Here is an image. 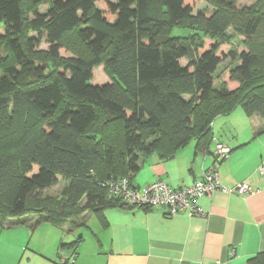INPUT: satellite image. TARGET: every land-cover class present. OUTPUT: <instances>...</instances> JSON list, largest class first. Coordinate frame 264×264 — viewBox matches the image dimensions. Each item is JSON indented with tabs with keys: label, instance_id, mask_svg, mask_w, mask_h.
Returning a JSON list of instances; mask_svg holds the SVG:
<instances>
[{
	"label": "trees",
	"instance_id": "16d2710c",
	"mask_svg": "<svg viewBox=\"0 0 264 264\" xmlns=\"http://www.w3.org/2000/svg\"><path fill=\"white\" fill-rule=\"evenodd\" d=\"M199 2L206 5L194 12ZM263 11L264 0H0L9 55H0V144L10 147L0 152V224L36 212V224L62 225L85 210L122 206L102 183L129 178L141 155L191 140L207 151L214 118L238 106L264 117ZM174 27L192 31L171 35ZM71 34L88 54L60 55ZM99 65L107 79L96 82ZM100 114L121 124V150L97 128ZM61 179L56 200L39 196ZM246 264H264V252Z\"/></svg>",
	"mask_w": 264,
	"mask_h": 264
},
{
	"label": "crops",
	"instance_id": "0c3cea01",
	"mask_svg": "<svg viewBox=\"0 0 264 264\" xmlns=\"http://www.w3.org/2000/svg\"><path fill=\"white\" fill-rule=\"evenodd\" d=\"M211 132L207 151L191 140L171 153L159 144L161 149L141 155L131 184L191 185L213 164L215 142H220L229 148L216 163L221 184L232 188L247 182L252 193L203 195L196 202L204 215L169 216L163 207L122 205L100 213L85 210L62 225L8 218L0 224V264H59L61 258L69 264H246L264 252V117L248 116L238 106L216 116ZM78 238L76 248L60 247Z\"/></svg>",
	"mask_w": 264,
	"mask_h": 264
},
{
	"label": "built area",
	"instance_id": "2783aa9c",
	"mask_svg": "<svg viewBox=\"0 0 264 264\" xmlns=\"http://www.w3.org/2000/svg\"><path fill=\"white\" fill-rule=\"evenodd\" d=\"M229 148L220 142H215L213 150V164L208 166L200 179L191 185L173 189L161 180L154 181L144 187H135L128 177L108 179L102 183L108 193L118 197L127 207H140L145 209L163 207L166 215L186 213L189 216L204 215L203 209L197 204V198L211 194L216 190L226 193L248 194L254 190L247 182L237 183L234 187H225L220 182L216 163L228 156ZM260 173L262 168H259ZM60 264H69L61 259ZM210 264H223L221 260Z\"/></svg>",
	"mask_w": 264,
	"mask_h": 264
},
{
	"label": "rangeland",
	"instance_id": "374dc122",
	"mask_svg": "<svg viewBox=\"0 0 264 264\" xmlns=\"http://www.w3.org/2000/svg\"><path fill=\"white\" fill-rule=\"evenodd\" d=\"M240 1H242L243 4H245L247 2H251V4L252 3L253 4H258V2H260L261 0H240ZM201 5L205 6L206 4L204 2H200L197 7H201ZM46 8H47V4L46 3L41 2L38 5V11H40V12H45ZM189 31H192V30H188L187 28L174 27L171 30V35H185V34L189 33ZM233 31L234 30H233L232 27H229L228 28V32L229 33L232 34V33H234ZM29 35L30 36H37V33L35 31H29ZM234 36L235 37L233 39V43H234L233 46L236 47L239 44V41L242 38L240 36H238L237 34H234ZM67 39H68L67 40V43L69 44L68 50L67 51H61V54H60L61 56H64V57L71 56L72 52L70 50L84 51V54H88V52H87L88 51V48H86L84 46V44H82L81 42H78L79 39L77 38V35L76 36H73V34H71ZM39 47L40 48H45L46 47V43L44 42V39H41L40 44H39ZM0 55H2V57H6V58L9 57L8 53L4 49V44H0ZM181 63L182 64H185L186 63V60L181 59ZM228 63H230V59L224 60L217 67V70L215 72V76L218 79L217 82H216V86L217 87H219L220 79L222 77L221 75L224 73L226 67L228 65H230ZM105 79H107V75H106V73L104 71L103 65H99V66L95 67L94 70H93V79L92 80L93 81H96V82H99V81H103ZM103 119H104V115L103 114H100L99 117H98V124L97 125H99L100 123H102V124L99 125V126H97V128H99L102 131L105 130L106 133H109L110 132L108 135L109 136L112 135V137H109V140L111 141L112 147H114V150L115 151H119V149L121 150L122 148H124L123 143H122V138L120 139V135H122V130H121L122 126H121V124L118 123V122H116V121H111L109 123H103ZM105 125H107V126L104 127ZM86 138L87 139H85V141H88L90 139V137H86ZM101 148H103V147H100L98 152H101ZM8 149H10V147H7V145H4L3 143L0 144V152L6 151ZM65 184H66V181H64V180L61 179L57 183H55L54 185H52L51 187H49V188L44 189L43 191H41V194H39V196L41 198L47 196V197H51V198H53V199L56 200L57 197L60 196L61 191H62V188L64 187ZM35 201L36 200H34L33 202H31V204H30L31 207H32V205L34 204ZM42 202H43V206H45V207H49V208L56 207L55 202L54 203H47V202H44V201H42ZM80 204H83V202H81ZM81 215H82V213L80 215L72 216L71 218H68L67 220H69V219H71V220L72 219L73 220L74 219H77ZM31 218L37 220V219L40 218V215L39 214H36V212H33V214L31 213L29 215H25V216H22L21 217L22 220L23 219H27L28 220V219H31ZM4 222H5V220L2 223H4ZM84 231H86V230H84ZM61 259L66 260L65 258H61ZM61 259H60V261H61Z\"/></svg>",
	"mask_w": 264,
	"mask_h": 264
}]
</instances>
